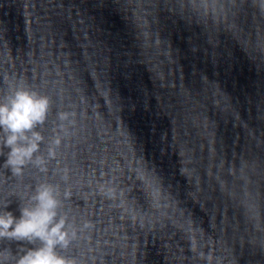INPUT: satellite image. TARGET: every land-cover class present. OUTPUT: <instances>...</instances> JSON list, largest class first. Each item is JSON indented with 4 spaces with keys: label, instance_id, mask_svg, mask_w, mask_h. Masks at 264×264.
I'll use <instances>...</instances> for the list:
<instances>
[{
    "label": "water",
    "instance_id": "water-1",
    "mask_svg": "<svg viewBox=\"0 0 264 264\" xmlns=\"http://www.w3.org/2000/svg\"><path fill=\"white\" fill-rule=\"evenodd\" d=\"M17 87L49 110L21 174L0 147V213L52 186L57 255L264 264V0H0V103Z\"/></svg>",
    "mask_w": 264,
    "mask_h": 264
},
{
    "label": "clouds",
    "instance_id": "clouds-1",
    "mask_svg": "<svg viewBox=\"0 0 264 264\" xmlns=\"http://www.w3.org/2000/svg\"><path fill=\"white\" fill-rule=\"evenodd\" d=\"M48 110L46 96L22 87H17L11 96L6 97L5 103H0V147L10 149L4 164L13 174H21L23 167L39 150L44 138L35 129L45 122ZM67 118V113H60L61 120ZM59 143L57 139L55 144ZM54 155V149L49 148V156ZM31 200L33 205L21 207L19 218L9 211L0 213V239L41 241V247L23 251L15 264H74L55 252L58 245L67 246L69 240L64 230L65 220H56L59 201L54 188L39 186ZM0 264L4 262L0 261Z\"/></svg>",
    "mask_w": 264,
    "mask_h": 264
}]
</instances>
